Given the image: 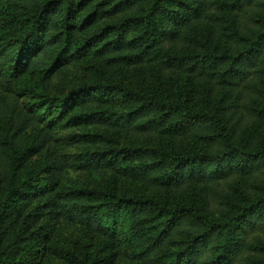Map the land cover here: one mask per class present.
Returning <instances> with one entry per match:
<instances>
[{
    "label": "trees",
    "instance_id": "1",
    "mask_svg": "<svg viewBox=\"0 0 264 264\" xmlns=\"http://www.w3.org/2000/svg\"><path fill=\"white\" fill-rule=\"evenodd\" d=\"M54 80L75 165L22 103ZM63 218L102 246L58 251ZM47 257L264 264V0H0V264Z\"/></svg>",
    "mask_w": 264,
    "mask_h": 264
},
{
    "label": "rangeland",
    "instance_id": "2",
    "mask_svg": "<svg viewBox=\"0 0 264 264\" xmlns=\"http://www.w3.org/2000/svg\"><path fill=\"white\" fill-rule=\"evenodd\" d=\"M72 80L70 84L77 85L82 82L85 78L83 75V68L74 69V73L71 74ZM57 85V80L45 88L42 89L41 94H31L30 91L23 92L24 89H20L22 94V103L24 107L31 112L36 114V127L37 132L44 130H52L53 136L55 139L60 141L61 145V154L71 165H75L84 157L85 148L81 139V126H77L72 121H66L64 123H59L57 117L54 114L44 113L43 109H48L53 107L55 104L53 102L44 101V96L48 99H52L55 87ZM38 110H42V114H38ZM72 118L74 116H71ZM95 173H87L85 171L77 170L75 167H71L69 171L65 174L64 184L69 185L70 187H87L97 179L93 175ZM52 239L53 246L58 251H67L69 249H75L78 246L79 249H82L83 246H89L94 243L98 246H102L103 241L100 239L89 238L83 229V227L74 225L65 218L60 221L52 223ZM47 264H62L56 258L47 257ZM125 264V263H122Z\"/></svg>",
    "mask_w": 264,
    "mask_h": 264
}]
</instances>
